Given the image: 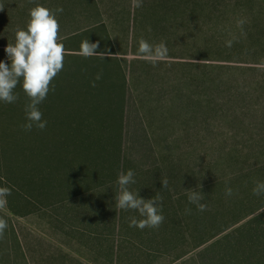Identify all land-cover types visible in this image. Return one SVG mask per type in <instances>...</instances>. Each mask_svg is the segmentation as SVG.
Returning <instances> with one entry per match:
<instances>
[{"label": "rangeland", "instance_id": "374dc122", "mask_svg": "<svg viewBox=\"0 0 264 264\" xmlns=\"http://www.w3.org/2000/svg\"><path fill=\"white\" fill-rule=\"evenodd\" d=\"M0 4V61L11 64L5 48L37 5L63 8L59 35L67 37L63 69L39 105L46 128L22 127V79L18 99L0 101V187L11 189L0 209L8 222L0 264H264V194L252 191L264 181V0L244 7L248 44L258 34L263 43L248 62L206 51L216 50L212 34L198 31L208 16L183 20L180 0ZM257 6L262 18L252 26ZM87 38L103 59L79 54ZM142 38L164 41L167 56L138 54ZM230 65L257 70L211 67ZM128 169L132 190L163 198L159 228L130 227L142 217L116 207L118 174ZM191 189L204 193L206 211L189 203Z\"/></svg>", "mask_w": 264, "mask_h": 264}, {"label": "clouds", "instance_id": "9594fccd", "mask_svg": "<svg viewBox=\"0 0 264 264\" xmlns=\"http://www.w3.org/2000/svg\"><path fill=\"white\" fill-rule=\"evenodd\" d=\"M134 8L143 6V0H132ZM4 6L0 4V9ZM63 12L62 7L50 10L46 6L37 5L30 9V20L27 30L18 27L15 34V43L7 44L5 51L11 64L0 61V101L5 103H14L18 99L15 93L17 85L23 80V90L29 98V103L25 106L26 124L22 127L26 131H31L35 126L43 130L47 126V121L43 120V113L39 105L46 99L50 91V83L62 71L64 58L66 55L65 45L62 42L67 39L66 36L59 35L60 24L58 14ZM245 21H238V27H243ZM235 37L226 41V46L231 47ZM98 43L90 42L85 39L80 46V55L85 58L99 56L103 59L104 53H98L96 50ZM138 54L143 55L155 61L156 58H164L168 54V48L164 41L158 44H151L145 39L139 42ZM102 74L97 73L92 81L95 87V81L101 79ZM163 187H167V178L161 180ZM135 172L128 169L125 173L121 171L118 174L119 193L116 196V207L122 210L137 211L142 219L135 216L130 218L129 226L137 227L143 230L146 227L159 228L164 221L162 212L163 198L156 194L150 199H144L139 195V190L134 191L131 185L135 184ZM254 195L264 194V181H257L253 188ZM226 196L233 195V189L226 187ZM11 195V189L7 186L0 187V209L7 206V197ZM190 204H195L201 212L207 210V204L202 203L205 199L202 191L191 189L187 192ZM190 214L191 209H186ZM8 227L7 220L0 216V239L4 238L5 230Z\"/></svg>", "mask_w": 264, "mask_h": 264}, {"label": "trees", "instance_id": "16d2710c", "mask_svg": "<svg viewBox=\"0 0 264 264\" xmlns=\"http://www.w3.org/2000/svg\"><path fill=\"white\" fill-rule=\"evenodd\" d=\"M249 1L256 4L260 3V0H180L182 5L181 15L183 20L187 17L195 15L196 13H199L201 17L208 16L207 19H203V22L198 28V31H204V34L200 32L202 36L206 35L207 33L212 34V39L210 40H212V42L214 43L216 50H211L210 48H205V50L218 53L219 58L217 59H224L225 61L232 62H248L250 61V59H254V61H256L255 59H257L256 57L257 55H259V53L251 54V50H255L256 52L257 50L260 51L263 43L261 40V34H258L256 37V45L248 44L247 37L252 35V29L249 26V23L252 22V20L247 17L249 10L247 8L244 9V7L249 5ZM195 5L197 6L194 7ZM260 5L263 4L261 3ZM259 11L260 8L257 6V10L254 14H252L253 20L256 23L251 24L252 26H257L259 24L257 22L261 21L262 16L259 14ZM231 19L234 24L230 22ZM242 19L245 21V23L241 28L238 27V21ZM195 25L196 22L189 23V26L191 27H194ZM234 27H236L238 31H235ZM233 37H235L234 43L231 47H227L226 41L229 39H233ZM203 40H205L204 37ZM250 55L252 56V58H249ZM201 66L206 67L207 65ZM211 67L219 69L226 68L230 71L235 69L248 71L257 70V68L254 67L239 68L235 65H230L228 67ZM242 75L246 76L247 74L242 73ZM2 132L3 129L0 128V133ZM1 146L2 145H0V156H2L3 154V148ZM228 232L229 231H227L226 234H228Z\"/></svg>", "mask_w": 264, "mask_h": 264}]
</instances>
